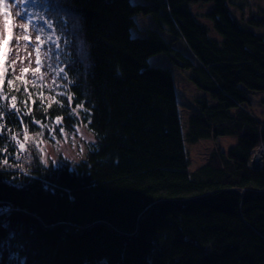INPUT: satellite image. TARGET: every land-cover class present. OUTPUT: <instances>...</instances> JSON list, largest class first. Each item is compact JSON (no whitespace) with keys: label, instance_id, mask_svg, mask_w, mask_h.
<instances>
[{"label":"trees","instance_id":"1","mask_svg":"<svg viewBox=\"0 0 264 264\" xmlns=\"http://www.w3.org/2000/svg\"><path fill=\"white\" fill-rule=\"evenodd\" d=\"M196 5L208 7L201 14ZM12 6L26 13L24 37L42 29L28 41L44 71L29 69L21 83L4 55L0 207L13 211L0 215V264H264V158L250 165L264 115L249 110L245 92L264 91V35L235 16L236 0H2L3 10ZM137 13L188 53L156 29L132 36ZM247 22L263 26L264 13ZM157 53L190 69L214 101L197 99L187 140L236 137L193 172L171 71L148 64ZM76 126L93 139L82 158L58 164L43 161L34 136L18 137L23 149L8 136L27 129L55 141ZM94 222L109 228L86 229Z\"/></svg>","mask_w":264,"mask_h":264},{"label":"rangeland","instance_id":"2","mask_svg":"<svg viewBox=\"0 0 264 264\" xmlns=\"http://www.w3.org/2000/svg\"><path fill=\"white\" fill-rule=\"evenodd\" d=\"M132 2H139V0H131ZM142 1V0H140ZM236 8H232L235 16L243 23L248 25L257 33L264 35V25L261 27H254L248 24L249 17H260L264 13V0H236ZM208 5H196L194 10L198 13L203 11ZM20 9L11 8L8 11L2 9V3H0V39L4 41L3 51L4 55L8 54L9 58L15 61L14 66L18 74L21 75V68L36 69L39 67V72L44 71L42 65L36 63L35 53H37L30 42L24 39L23 33H26L24 28L26 27L25 19L19 18ZM135 25L131 27L130 32L132 36L144 35L148 29H156L163 36L165 41L170 42L174 48L182 50L184 53H188L185 42L169 32L167 29H161L157 22L151 15H144L137 13L134 16ZM200 19V18H199ZM205 21L204 19H200ZM32 31L28 34L36 44V38L33 37ZM51 37V34L49 35ZM148 64L153 66H160L167 68L171 71L173 86L177 100V112L181 124V131L183 135V145L189 159V170L195 171L197 168L205 164L210 158L211 154L218 153L219 150H227L235 144V136H219L217 138H200L194 142L187 140L186 134L189 125V118L192 114L199 111L201 105L197 103V99L200 97H207L210 102H214L207 94V92L197 88L190 80L191 70L187 68H181L175 64V62L164 53H157L151 55L148 58ZM29 71L24 74L28 76ZM249 97L248 108L256 116L262 117L264 115V91H249L245 90ZM1 125V124H0ZM59 130V129H58ZM57 130V131H58ZM56 132V131H54ZM34 136V145L39 150L41 157L45 163L53 162L58 164L64 161H76L83 157L86 149V143L92 140V136L82 126H76L74 130L68 131L64 128H60L59 133L54 134L52 137L55 141L39 140L35 138L38 135L31 133L30 137ZM259 145V144H258ZM258 145L253 149H258ZM263 158L257 161V165H262ZM250 165L255 168V163L251 162Z\"/></svg>","mask_w":264,"mask_h":264},{"label":"snow or ice","instance_id":"3","mask_svg":"<svg viewBox=\"0 0 264 264\" xmlns=\"http://www.w3.org/2000/svg\"><path fill=\"white\" fill-rule=\"evenodd\" d=\"M23 2L24 3H31L32 0H23ZM0 3H2V0H0ZM18 15H19V18L20 19H24L25 16H26V13H20ZM27 18L29 20L32 19V17H27ZM34 30L37 31V32L42 31V29H39V28H35ZM24 39L25 40H28L29 37L25 36ZM39 39H40V37L37 36V40H39ZM3 43H4V41L2 39H0V84L3 83L4 75H5V72H6V68L4 67ZM37 53H39V48H37ZM12 63H15V61H13ZM39 63H40V61H39V54H38L37 55V64L39 65ZM28 71H29L28 68H21V76L15 77V79L17 81H20L21 83L26 84L27 82L23 80V75L25 73H27ZM31 71L33 72V75L36 76V74L39 72V67H37L36 69H32ZM37 79H42V77H37ZM7 84H8V87H9V91H11L14 87H15V90L16 91H19L20 90L19 87L14 86L12 79H9L7 81ZM49 87H51V85ZM2 95H3V93L0 92V96H2ZM11 100H12V105H11V111L9 112V114L10 115H15L16 112L18 111L17 108H16V103H15L16 97L15 96H12L11 97ZM8 108H9L8 104H6V103L5 104H0V113H4L6 110H8ZM0 127H3V126L0 125ZM20 135H23L24 136V140L25 141H31V139H32L31 137H29L27 135V129H24V131L22 133H12V132H9L8 133L9 140H10V142L13 143V147L14 148L16 147L17 144L19 145L20 149H23L24 148V144L21 143L18 140V137ZM2 138H3V133H0V139H2ZM2 163L6 165L7 164V161L5 160ZM12 211H13V209L11 207H0V215H9ZM3 226L4 227H8V224L5 223ZM15 237H16V232L15 231L9 232V238H8L9 239V242L11 240L15 239ZM15 256H16V253H13L11 258H15Z\"/></svg>","mask_w":264,"mask_h":264},{"label":"water","instance_id":"4","mask_svg":"<svg viewBox=\"0 0 264 264\" xmlns=\"http://www.w3.org/2000/svg\"><path fill=\"white\" fill-rule=\"evenodd\" d=\"M258 149H259V151H260V157L257 158V155L254 153V154H252V159H251V162H252V163H253V162L255 163V168H258V165L256 164L257 160L260 159V158H262L263 155H264V142H260V143H259V145H258ZM229 191L238 192V191L235 190V189H229ZM255 193H261V192H260V191L253 192V194H251V195H254ZM240 194H241V193H240ZM186 201H189V199H182V200H179V201H177V202H186ZM38 221H39V219H38ZM96 223H104L105 226L109 228V224L106 223V222H94L92 225L88 226L86 229L90 228L91 226H93V225L96 224ZM114 233H118V232H117V231H114Z\"/></svg>","mask_w":264,"mask_h":264},{"label":"bare ground","instance_id":"5","mask_svg":"<svg viewBox=\"0 0 264 264\" xmlns=\"http://www.w3.org/2000/svg\"><path fill=\"white\" fill-rule=\"evenodd\" d=\"M176 64V63H175ZM177 65V64H176ZM254 153L257 155V158H259L260 157V151H259V149H256L255 151H254ZM260 159H258L257 161H259ZM258 162H256V164H257ZM260 164V163H259ZM259 164H258V168L260 167L259 166Z\"/></svg>","mask_w":264,"mask_h":264},{"label":"built area","instance_id":"6","mask_svg":"<svg viewBox=\"0 0 264 264\" xmlns=\"http://www.w3.org/2000/svg\"><path fill=\"white\" fill-rule=\"evenodd\" d=\"M21 142V141H20ZM8 163L10 164V161H8Z\"/></svg>","mask_w":264,"mask_h":264}]
</instances>
